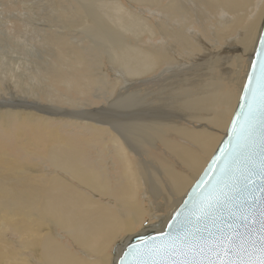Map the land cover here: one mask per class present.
<instances>
[{"label": "bare ground", "instance_id": "6f19581e", "mask_svg": "<svg viewBox=\"0 0 264 264\" xmlns=\"http://www.w3.org/2000/svg\"><path fill=\"white\" fill-rule=\"evenodd\" d=\"M50 2L56 19L30 35L24 18L0 30V225L19 238L0 264H117L131 237L165 228L222 140L264 0Z\"/></svg>", "mask_w": 264, "mask_h": 264}, {"label": "snow or ice", "instance_id": "6c2138e0", "mask_svg": "<svg viewBox=\"0 0 264 264\" xmlns=\"http://www.w3.org/2000/svg\"><path fill=\"white\" fill-rule=\"evenodd\" d=\"M259 113L257 139L256 109L250 102L242 126L247 132L244 158L218 164V174L202 180L185 202V211L173 217L176 225L130 248L125 258L140 257L132 264H264V92Z\"/></svg>", "mask_w": 264, "mask_h": 264}, {"label": "water", "instance_id": "95a60500", "mask_svg": "<svg viewBox=\"0 0 264 264\" xmlns=\"http://www.w3.org/2000/svg\"><path fill=\"white\" fill-rule=\"evenodd\" d=\"M262 62H264V20L261 24L260 35L249 65L244 86L236 103L226 132L215 149L213 155L210 157L202 172L199 174L181 202L178 204L173 214L170 216L165 228L160 232L147 231L145 233L131 237L123 246L117 264H122V261L125 259H127L129 264H132V261L140 257L129 255L125 258V253L128 252L130 248L138 247L142 244V242L152 241L160 237L163 233L170 231L169 225H176V221H174L173 217L177 212L185 211V202L192 198L191 194L193 193L194 189H197V185L200 184L202 180L213 179L214 174H218L215 171L218 164L220 167H223L230 157L234 158L237 163H239V161L244 158L246 153L243 151V146L246 142L247 132L242 126L244 125V114L248 113L250 102L253 103V107L256 109V120L254 123L257 126L255 136L258 139L260 99L262 92H264V73L261 71ZM233 121H238L235 124L236 134L233 133ZM203 187L204 185H201V188ZM143 258L147 259L148 257Z\"/></svg>", "mask_w": 264, "mask_h": 264}, {"label": "rangeland", "instance_id": "374dc122", "mask_svg": "<svg viewBox=\"0 0 264 264\" xmlns=\"http://www.w3.org/2000/svg\"><path fill=\"white\" fill-rule=\"evenodd\" d=\"M38 2H39V4H38ZM26 3H28L29 6H27ZM31 3L34 4L35 6L32 5ZM42 3H44V4H42ZM126 4H127V7L130 6L129 9L136 11V12H138V14L145 16V17L149 16L150 12L152 10V9L147 8V6L137 5L136 3H133V2H127ZM41 5H44V6L46 5V7L41 6ZM27 7L29 10H26ZM52 7H54V4H52L50 2V0H44L43 2H42V0H0V14H1L0 18H2L3 21L5 22V25L3 27L0 26V30H4L9 35L17 36L18 33L24 32L23 31L24 30L23 23H25L24 20H29V22L31 24H32V22H34L32 25L28 21H26V23L28 25L25 23L27 26H29L28 27L29 31H27V32H28V35H30V33L32 32V28H38L39 26L40 27L46 26L50 21L56 19V14H55V12L52 11ZM32 10H33V12H32ZM42 10H44V11H42ZM29 11H31V14L33 15V17L35 16V18L37 17V19H35V18H34L35 20L31 19L32 15L30 13H28ZM25 14H27L29 16H27ZM35 14H37V15L39 14V15L37 16ZM23 16H26L27 19ZM39 16H40V19H39ZM23 18H24V20H23ZM2 19L0 21H2ZM38 20H40V21H38ZM46 20H48L49 22ZM41 22L44 25H41L42 24ZM34 24H37L39 26L37 27V25H34ZM30 25H31V27H30ZM33 25H34V27H33ZM237 37H238V35H237ZM233 38H235V36H233ZM204 47H210V43L206 41ZM204 55L206 56V54H203V57H205ZM39 148H40L39 150H41V151L44 150L42 146H39ZM5 150L8 154L17 155V153L19 152V147L14 146L11 148H6ZM36 152H40V151H36ZM155 154H156V156H158V151H156ZM96 199L98 200L99 198L96 197ZM99 200L101 203L103 202L102 204L107 203L106 198H100ZM158 214H161V212L160 213L158 212ZM148 219L149 218H147V217L145 218L146 222L142 223L143 227L141 225V229L137 228L136 233L140 232L142 230V228L145 229L147 227L150 228V231H156V226L153 227L152 225H150V226L147 225V227H145V225L148 223L147 222ZM52 229H53V231H52ZM0 230L1 231L4 230L2 225H0ZM50 230H51L50 232L54 235V237L59 242L63 243L64 245H68L72 252H76L78 254L83 255V253H82L83 250L80 247H78L77 245H75L68 236L64 235L60 229H59V231H57L58 228H51ZM1 231H0V236L1 237L3 236L4 238L3 239L0 238V243L6 242V243H9L12 247H16L18 245L19 238L17 237V235L13 234L10 231H5V230L3 232H1ZM116 243H118V242L116 241ZM114 249H115V247H113L109 251V255H110L111 259L114 257V253H113ZM91 256L92 255H88L89 259L92 260ZM82 257H84V255ZM27 260H32V262H33L32 264L36 263V261L33 257H28Z\"/></svg>", "mask_w": 264, "mask_h": 264}]
</instances>
